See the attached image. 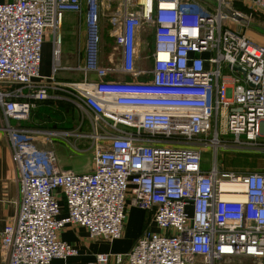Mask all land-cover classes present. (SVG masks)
Wrapping results in <instances>:
<instances>
[{
    "label": "built area",
    "instance_id": "built-area-1",
    "mask_svg": "<svg viewBox=\"0 0 264 264\" xmlns=\"http://www.w3.org/2000/svg\"><path fill=\"white\" fill-rule=\"evenodd\" d=\"M103 1L0 2V107L20 192L15 218L0 231V264H52L75 255L57 237L67 224L84 227L91 238L118 239L128 200L148 211L162 232L144 231L124 256L116 255L118 263L264 259V172L225 169L217 156L219 147L264 144V45L224 23L231 17L220 10L243 15L233 5L244 3L264 13V0H213L210 6L200 0H123L112 23L119 70L129 79H106L117 68L88 58L84 69L98 80L71 84L82 119L73 130L52 132L72 136L79 150L84 140L83 149L93 155L89 172L60 169L53 150L39 148L29 130L10 125L52 97L46 79L53 77L40 74L46 32L54 36L56 61L64 13L85 5L94 43ZM144 23L154 25L152 65L139 70L137 37ZM225 67L233 72L230 83L222 80ZM206 147L213 151L207 168ZM108 257L97 254L88 264H106Z\"/></svg>",
    "mask_w": 264,
    "mask_h": 264
},
{
    "label": "crops",
    "instance_id": "crops-1",
    "mask_svg": "<svg viewBox=\"0 0 264 264\" xmlns=\"http://www.w3.org/2000/svg\"><path fill=\"white\" fill-rule=\"evenodd\" d=\"M2 1L4 0H0V2ZM122 1L123 0L103 1L96 33L97 40L94 43L90 42V37L88 36L85 22V5L80 12H65L61 27L57 32L59 55L56 61L53 59L52 55L55 45L54 36L52 32H46L41 49L40 74L44 77H53L52 80L46 79L48 91L52 97L37 102L35 107L32 108L27 120L9 121L10 125L14 127L29 130L39 148L53 150L56 154L57 164L62 170L86 173L89 172L93 166L92 152L83 149L85 145L84 140L78 142V146L82 147V149L79 150L74 148L72 136L64 137L60 134L52 133L75 129V124L73 126V123L70 122L73 121V117L76 115L74 111L72 112V101L75 100V95L72 93L71 84L85 81L95 82L98 80L94 71L86 72L84 69L88 58L93 56L96 63L100 66L117 68L115 72L109 73L106 79H129L128 74L119 70L121 50L114 41L115 26H113L112 23L113 16H119L121 13L119 12V8ZM257 13L264 15L261 11L260 13L256 12V14ZM69 23L74 24L73 38L75 55L73 56V60L75 65L72 66L65 63L61 66V30L64 25H68ZM228 25L233 27L232 24ZM234 28L245 33L254 42L264 45V40L261 41L256 38L261 36L257 32H253L252 35L248 34L247 31L249 28L243 25L239 26L238 24H235ZM101 38L104 40L103 45L100 47L99 42ZM112 55H114V58H111ZM43 57L49 58L50 64L43 65ZM65 59L66 61L69 60V58ZM53 65L56 66L54 73H52ZM58 69L65 71V73H57ZM5 125L6 120L0 107V231L5 224L12 222L15 218L20 198L18 172L11 159L9 141L3 129ZM58 141L64 143L65 146L70 147L74 151L72 154L70 153L67 155L71 160L67 162L64 161L63 158H65V155L60 153V147L58 148L56 146V142ZM74 155L81 158V161H75L74 159H77V157ZM61 205L63 207V202H61ZM64 211L65 209H62V215L65 213ZM146 230L162 232L151 220V215L148 211H144L132 205L128 200L123 233L120 238L112 241H107L102 238H91L84 227L76 224H67L57 232V237L71 244L76 249V254L65 259L54 258L51 263L88 264L94 262L97 254H108L109 257L106 264H127L125 259L120 263L116 262V255L124 256V254L130 250L137 237ZM196 264H199V258L196 260ZM214 264H264V259H253L247 256L222 257L215 260Z\"/></svg>",
    "mask_w": 264,
    "mask_h": 264
},
{
    "label": "rangeland",
    "instance_id": "rangeland-1",
    "mask_svg": "<svg viewBox=\"0 0 264 264\" xmlns=\"http://www.w3.org/2000/svg\"><path fill=\"white\" fill-rule=\"evenodd\" d=\"M202 3L205 5L210 6V3L208 0H200ZM243 13V15L248 18L251 21V24L246 25V24H241L239 21L229 18V19H224V23L232 24L233 27L235 24H238L239 26L243 25L244 27L246 26L248 29L247 33L248 34H253V32H257L260 34V37H256L259 40H264V15L263 14H256V11L244 3H239L238 4ZM238 6V7H239ZM233 8L235 9L234 5ZM245 9V10H244ZM153 28L154 25L152 23H144L142 28L139 30V34L137 37V46H138V52H137V69L139 70H147L151 67V58H150V52L153 49V39H152V34H153ZM74 24L69 23L68 25H64L63 29L61 30V45H60V50H61V66L64 65L65 63H68L72 66L75 65L73 56L75 55V45H74ZM256 39V40H257ZM103 40L100 39L99 46L101 47L103 45ZM45 58V59H44ZM65 58H69V60L66 61ZM111 58H114V55L111 56ZM50 64L49 58L43 57V65H48ZM68 72H71L69 70H66ZM65 73V71L58 69L57 73ZM222 74L224 75L222 80H225L227 82H230L231 77L230 75H233V72L230 70L229 67H225L222 70ZM74 111L75 117H73V121H70L73 123V126L77 125V122L79 119H82L81 114L76 111V109L73 106L72 112ZM85 120V118H84ZM264 139V136L262 137ZM233 144V143H230ZM56 146L60 149V153L65 155L64 161L67 162L71 160L70 158L67 157L70 153L72 154L74 151L68 147L65 146L64 143H61L60 141L56 142ZM75 156V155H74ZM217 156L219 163L221 166L225 169L228 170H235L239 172H247V171H261L264 172V144L262 143L259 147H248V148H241V147H236V146H231L229 147H219L217 151ZM77 157V156H75ZM73 157V158H75ZM213 158V151L210 147H206L204 149V152L202 153V166L207 168L210 166ZM75 161H81V158L77 157V159H74Z\"/></svg>",
    "mask_w": 264,
    "mask_h": 264
},
{
    "label": "water",
    "instance_id": "water-1",
    "mask_svg": "<svg viewBox=\"0 0 264 264\" xmlns=\"http://www.w3.org/2000/svg\"><path fill=\"white\" fill-rule=\"evenodd\" d=\"M208 2L212 5H214V1L213 0H208ZM220 10L227 14L229 17L239 21L240 23H243V24H246V25H249L251 24L250 23V20L248 18H246L245 16L237 13L236 11H234L233 9L229 8V7H225V6H221L220 7ZM236 70H239V71H242L243 73H245L240 67H235Z\"/></svg>",
    "mask_w": 264,
    "mask_h": 264
},
{
    "label": "trees",
    "instance_id": "trees-1",
    "mask_svg": "<svg viewBox=\"0 0 264 264\" xmlns=\"http://www.w3.org/2000/svg\"><path fill=\"white\" fill-rule=\"evenodd\" d=\"M238 4H239V3H235V4H234L235 9H236V10H241V11H243V10L241 9V7H240L241 5L239 6ZM238 6H239V7H238ZM244 10H245V9H244ZM151 52H152V51H151ZM151 52H150V58H151ZM151 63H152V59H151ZM252 171H253V170H252ZM255 171H257V170H255Z\"/></svg>",
    "mask_w": 264,
    "mask_h": 264
},
{
    "label": "bare ground",
    "instance_id": "bare-ground-1",
    "mask_svg": "<svg viewBox=\"0 0 264 264\" xmlns=\"http://www.w3.org/2000/svg\"><path fill=\"white\" fill-rule=\"evenodd\" d=\"M140 1L145 2V3L147 2V4H149V5L151 4V0H140Z\"/></svg>",
    "mask_w": 264,
    "mask_h": 264
}]
</instances>
